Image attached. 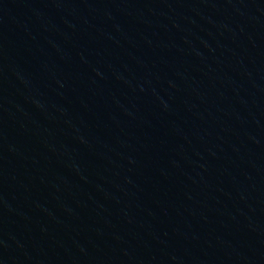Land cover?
<instances>
[{
    "label": "water",
    "instance_id": "water-1",
    "mask_svg": "<svg viewBox=\"0 0 264 264\" xmlns=\"http://www.w3.org/2000/svg\"><path fill=\"white\" fill-rule=\"evenodd\" d=\"M0 264H264V0H0Z\"/></svg>",
    "mask_w": 264,
    "mask_h": 264
}]
</instances>
